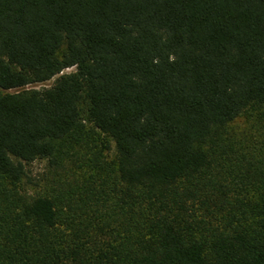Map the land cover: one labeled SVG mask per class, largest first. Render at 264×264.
<instances>
[{
  "label": "trees",
  "instance_id": "trees-1",
  "mask_svg": "<svg viewBox=\"0 0 264 264\" xmlns=\"http://www.w3.org/2000/svg\"><path fill=\"white\" fill-rule=\"evenodd\" d=\"M0 264H264V0H0Z\"/></svg>",
  "mask_w": 264,
  "mask_h": 264
},
{
  "label": "rangeland",
  "instance_id": "rangeland-1",
  "mask_svg": "<svg viewBox=\"0 0 264 264\" xmlns=\"http://www.w3.org/2000/svg\"><path fill=\"white\" fill-rule=\"evenodd\" d=\"M51 83L52 82L49 81L42 85H34V88L49 86ZM240 123L242 125L244 124L243 121H240ZM46 171L47 168L45 161L37 160L27 166L28 177L32 182H37L38 180H40L45 175ZM26 181H28V179Z\"/></svg>",
  "mask_w": 264,
  "mask_h": 264
}]
</instances>
